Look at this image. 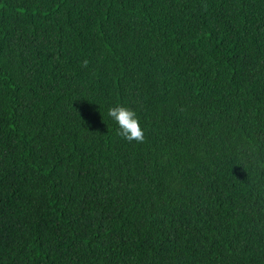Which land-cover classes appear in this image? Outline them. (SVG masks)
Instances as JSON below:
<instances>
[{
	"label": "trees",
	"instance_id": "trees-1",
	"mask_svg": "<svg viewBox=\"0 0 264 264\" xmlns=\"http://www.w3.org/2000/svg\"><path fill=\"white\" fill-rule=\"evenodd\" d=\"M0 264H264V0H0Z\"/></svg>",
	"mask_w": 264,
	"mask_h": 264
},
{
	"label": "clouds",
	"instance_id": "clouds-1",
	"mask_svg": "<svg viewBox=\"0 0 264 264\" xmlns=\"http://www.w3.org/2000/svg\"><path fill=\"white\" fill-rule=\"evenodd\" d=\"M89 59L85 58L81 62V66L88 68ZM107 115L117 124V135L125 141L132 143H143L145 139L144 129L137 112L121 103H117L108 108Z\"/></svg>",
	"mask_w": 264,
	"mask_h": 264
}]
</instances>
